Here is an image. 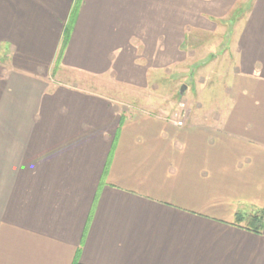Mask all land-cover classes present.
I'll use <instances>...</instances> for the list:
<instances>
[{
  "label": "crops",
  "instance_id": "1",
  "mask_svg": "<svg viewBox=\"0 0 264 264\" xmlns=\"http://www.w3.org/2000/svg\"><path fill=\"white\" fill-rule=\"evenodd\" d=\"M262 209L264 0H0V264H264Z\"/></svg>",
  "mask_w": 264,
  "mask_h": 264
},
{
  "label": "trees",
  "instance_id": "2",
  "mask_svg": "<svg viewBox=\"0 0 264 264\" xmlns=\"http://www.w3.org/2000/svg\"><path fill=\"white\" fill-rule=\"evenodd\" d=\"M77 4L74 8V11L77 8ZM237 13H238V9L236 8L231 12L232 17L235 16ZM66 41H67V32L60 45V48L58 49V53L55 59L56 64L59 63L61 59L62 53L65 48ZM263 221H264V209L260 210L259 212L246 214V215L236 214V218H235V222L237 224H241L244 228L251 230L253 232H256V233H260L262 231Z\"/></svg>",
  "mask_w": 264,
  "mask_h": 264
},
{
  "label": "rangeland",
  "instance_id": "3",
  "mask_svg": "<svg viewBox=\"0 0 264 264\" xmlns=\"http://www.w3.org/2000/svg\"><path fill=\"white\" fill-rule=\"evenodd\" d=\"M238 6H240L239 4H238ZM239 9V8H238ZM234 17V16H233ZM232 17V15H231V13L228 15V17H226L225 19H223L224 21H221L219 18L218 19H215V18H213L212 20L216 23V26L218 27V28H226V26L228 27V26H230L231 27V29H232V23H231V18H233ZM230 19V20H229ZM214 22H212V26H215V23ZM205 38V36H200L199 37V40L200 39H204ZM207 42H209V41H207ZM195 54V53H194ZM197 54H199V53H197ZM194 57H196V55H193ZM209 63V61L206 63V64H208ZM212 63H214V62H211V65H212ZM210 69V68H209ZM177 77H174V82H171V85H172V89H171V91L172 92H175L176 94H179L180 93V87L183 85V84H185V83H182L183 81H184V78H182V77H179V78H177ZM170 84V83H169ZM171 85H169V87L171 86ZM161 91V90H160ZM170 91V90H169ZM185 91V90H184ZM172 101V100H171ZM171 101H169L168 102V100H166V102H167V104L168 103H170ZM165 102V101H164ZM176 108V107H175ZM177 108H180L181 109V106L179 105V106H177Z\"/></svg>",
  "mask_w": 264,
  "mask_h": 264
},
{
  "label": "built area",
  "instance_id": "4",
  "mask_svg": "<svg viewBox=\"0 0 264 264\" xmlns=\"http://www.w3.org/2000/svg\"><path fill=\"white\" fill-rule=\"evenodd\" d=\"M180 106H181V111H180V113H175L174 114V117H176V124L178 125V126H182L183 125V117H184V108H185V106H184V104L183 103H181L180 104Z\"/></svg>",
  "mask_w": 264,
  "mask_h": 264
},
{
  "label": "water",
  "instance_id": "5",
  "mask_svg": "<svg viewBox=\"0 0 264 264\" xmlns=\"http://www.w3.org/2000/svg\"><path fill=\"white\" fill-rule=\"evenodd\" d=\"M185 87H186V85H184V84L180 87V93H182L184 91Z\"/></svg>",
  "mask_w": 264,
  "mask_h": 264
}]
</instances>
